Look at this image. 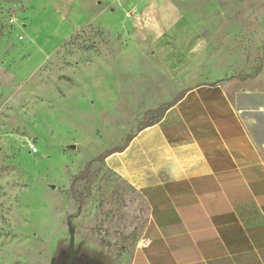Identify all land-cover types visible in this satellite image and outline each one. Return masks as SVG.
I'll use <instances>...</instances> for the list:
<instances>
[{
	"label": "rangeland",
	"instance_id": "rangeland-1",
	"mask_svg": "<svg viewBox=\"0 0 264 264\" xmlns=\"http://www.w3.org/2000/svg\"><path fill=\"white\" fill-rule=\"evenodd\" d=\"M205 57L235 70L228 95L255 128L264 0H0V264L64 262L67 221L76 263L130 264L143 147L121 151Z\"/></svg>",
	"mask_w": 264,
	"mask_h": 264
},
{
	"label": "crops",
	"instance_id": "crops-1",
	"mask_svg": "<svg viewBox=\"0 0 264 264\" xmlns=\"http://www.w3.org/2000/svg\"><path fill=\"white\" fill-rule=\"evenodd\" d=\"M204 59L199 83L121 151L143 147L147 244L136 239L130 264H264V110L251 127L228 95L235 70Z\"/></svg>",
	"mask_w": 264,
	"mask_h": 264
},
{
	"label": "water",
	"instance_id": "water-1",
	"mask_svg": "<svg viewBox=\"0 0 264 264\" xmlns=\"http://www.w3.org/2000/svg\"><path fill=\"white\" fill-rule=\"evenodd\" d=\"M67 226H68V233L70 236V244L68 247V257L66 258L64 262L53 261L54 262L53 264H76L74 263V256L76 253L74 250V235H73V230H72V227L69 221H67ZM87 264H91V263H87Z\"/></svg>",
	"mask_w": 264,
	"mask_h": 264
},
{
	"label": "trees",
	"instance_id": "trees-1",
	"mask_svg": "<svg viewBox=\"0 0 264 264\" xmlns=\"http://www.w3.org/2000/svg\"><path fill=\"white\" fill-rule=\"evenodd\" d=\"M154 123H152V124H149V125H153ZM148 125V126H149ZM144 128V127H143ZM142 129V128H141ZM140 129V130H141ZM133 138V136L130 138V140ZM130 140L128 141V142H130ZM112 153H114V151H111V152H109L108 154H106L104 157H107L108 155H110V154H112ZM74 263H76L75 261H74ZM76 264H79V263H76Z\"/></svg>",
	"mask_w": 264,
	"mask_h": 264
},
{
	"label": "built area",
	"instance_id": "built-area-1",
	"mask_svg": "<svg viewBox=\"0 0 264 264\" xmlns=\"http://www.w3.org/2000/svg\"><path fill=\"white\" fill-rule=\"evenodd\" d=\"M139 242H140L141 244L145 245V243H147V240H145L144 238H142Z\"/></svg>",
	"mask_w": 264,
	"mask_h": 264
}]
</instances>
